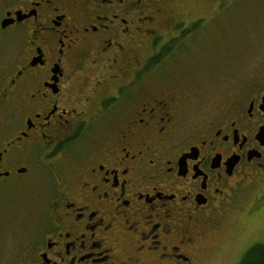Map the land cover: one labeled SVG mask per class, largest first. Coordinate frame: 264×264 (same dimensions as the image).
Wrapping results in <instances>:
<instances>
[{
    "label": "flooded vegetation",
    "instance_id": "flooded-vegetation-1",
    "mask_svg": "<svg viewBox=\"0 0 264 264\" xmlns=\"http://www.w3.org/2000/svg\"><path fill=\"white\" fill-rule=\"evenodd\" d=\"M191 2L0 0V264H222L261 234L264 63L234 75Z\"/></svg>",
    "mask_w": 264,
    "mask_h": 264
},
{
    "label": "rangeland",
    "instance_id": "rangeland-1",
    "mask_svg": "<svg viewBox=\"0 0 264 264\" xmlns=\"http://www.w3.org/2000/svg\"><path fill=\"white\" fill-rule=\"evenodd\" d=\"M220 0H192L188 5V20L193 22L197 14L209 15L213 14L215 20H218L223 26L221 32L212 36V43L217 50L218 61L226 60V54L230 57H236L239 54L238 49L244 56H248V63H245L246 58H240V62L233 63V69L236 70L242 66L252 68L258 64L264 63V0H224L221 2L222 13L215 16L216 10H213ZM225 9V10H224ZM224 10V11H223ZM213 18V19H214ZM215 42V43H214ZM239 43L242 45L238 47ZM228 46L231 48L229 51ZM233 46V48H232ZM229 59V58H228ZM26 203L30 202L31 197L26 196ZM12 201V197H10ZM4 223L11 224L15 217L10 214L3 215ZM6 226H2L4 230ZM5 233L0 234V255L11 259L17 251L23 247V234H16L12 226L7 225ZM264 226H261V234H245V242L254 237L260 238V242L264 243ZM244 238L236 242L229 243L228 250L222 258V264H238L245 253L241 254ZM232 243V244H231ZM243 243V244H242Z\"/></svg>",
    "mask_w": 264,
    "mask_h": 264
},
{
    "label": "trees",
    "instance_id": "trees-1",
    "mask_svg": "<svg viewBox=\"0 0 264 264\" xmlns=\"http://www.w3.org/2000/svg\"><path fill=\"white\" fill-rule=\"evenodd\" d=\"M238 264H264V243H259L248 249Z\"/></svg>",
    "mask_w": 264,
    "mask_h": 264
}]
</instances>
